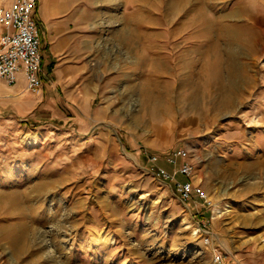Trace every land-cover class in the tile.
<instances>
[{
    "label": "rangeland",
    "instance_id": "obj_1",
    "mask_svg": "<svg viewBox=\"0 0 264 264\" xmlns=\"http://www.w3.org/2000/svg\"><path fill=\"white\" fill-rule=\"evenodd\" d=\"M172 12L169 42L158 37L165 26H154L153 64L136 41L146 26L132 41L126 23H106L92 59L106 73L92 77L97 90L58 91L26 117L0 92V227L29 228L14 243V231L0 228V264H212L213 246L264 264V17L252 20L260 25L252 73L235 86L201 68L200 14ZM181 150L176 160L192 165L203 192L202 201L192 191L196 205L151 171L171 169L168 158ZM16 191L18 212L5 202Z\"/></svg>",
    "mask_w": 264,
    "mask_h": 264
},
{
    "label": "crops",
    "instance_id": "obj_2",
    "mask_svg": "<svg viewBox=\"0 0 264 264\" xmlns=\"http://www.w3.org/2000/svg\"><path fill=\"white\" fill-rule=\"evenodd\" d=\"M171 11L179 13L180 17L187 12L200 14L204 44L201 68L216 69L220 77L231 78L235 86L242 85L241 77L252 73L249 63L252 56L251 33L252 28H260L252 20L258 15L264 17V0H36L32 15L40 37L41 91L38 94L25 91L24 76L20 73L14 84H5L0 80V92L4 93L8 103L14 105V111L19 116L26 117L49 107L58 91L97 90V87L91 89L92 77L106 73L100 71V66L93 65L92 59L98 58V43L106 23H126L125 27L134 28L138 33L140 24L144 25L143 28L146 26L145 33L136 41L139 43L141 40L144 51L141 56L146 54L150 57L148 61H152L156 44L154 26L156 23L161 28L165 26L160 32L163 31V35L158 37L163 45L169 42ZM187 20L181 18L179 24L187 23ZM117 30L114 28V31ZM212 31L216 34H210ZM186 38L181 36L179 41L183 43ZM144 43L150 49H144ZM231 45L238 47L232 49ZM184 55L185 48H180L178 74L186 68ZM162 58L167 66V76L171 66L164 56ZM146 66L150 69L148 63ZM225 80L221 78L222 83ZM225 91L223 89L222 93ZM195 195V198L204 200ZM192 199L190 202L196 205V199L193 196ZM221 253L224 264H253L238 255Z\"/></svg>",
    "mask_w": 264,
    "mask_h": 264
},
{
    "label": "built area",
    "instance_id": "obj_3",
    "mask_svg": "<svg viewBox=\"0 0 264 264\" xmlns=\"http://www.w3.org/2000/svg\"><path fill=\"white\" fill-rule=\"evenodd\" d=\"M36 0H12L7 6L0 8V80L7 84H14L20 73L25 80V90L31 93H39L41 90V52L38 27L32 15ZM183 152L177 151L168 160L171 169L162 165H152L151 171L163 180H172L174 188L181 200L189 203L193 201L192 191L199 197L203 192L192 183V165L188 161L178 162L177 156ZM152 163L157 160V155L149 157ZM181 174L185 178L178 179ZM198 225V230H200ZM204 242H209L207 235ZM212 264H224L221 251L212 247Z\"/></svg>",
    "mask_w": 264,
    "mask_h": 264
},
{
    "label": "bare ground",
    "instance_id": "obj_4",
    "mask_svg": "<svg viewBox=\"0 0 264 264\" xmlns=\"http://www.w3.org/2000/svg\"><path fill=\"white\" fill-rule=\"evenodd\" d=\"M185 24V23H184ZM129 26V25H128ZM131 27H132V25H131ZM133 28V27H132ZM181 28V27H180ZM134 29V28H133ZM133 29H131L130 27L129 28H127V27H125V29H122L121 31L125 34V35H127L128 37H130V39H132V41L134 40V38L135 37H137V36H140L141 35V33L139 32H137L138 30H133ZM176 29V28H175ZM124 37V36H123ZM182 61V60H181ZM150 63H152L153 64V59H152V61L150 60ZM163 68V67H162ZM231 74V73H230ZM233 75V74H232ZM230 76V75H229ZM231 82V81H230ZM231 83H233V81L231 82ZM222 100H224V99H222ZM222 100L220 101V102H222ZM224 102V101H223ZM159 103H161V102H159ZM229 103V102H228ZM227 103V104H228ZM217 106H221V105H217ZM223 106V105H222ZM214 108V107H213ZM39 182V181H38ZM41 182V181H40ZM36 188L38 189V187L36 186ZM35 190V189H34ZM37 191V190H36ZM38 192V191H37ZM0 194H3V193H0ZM18 192L16 191V192H13L12 194H8L7 195V192H6V196H8L7 198H5V202L7 203V204H10L11 205V208H12V211H15V212H18V209H20L19 207H20V204H19V199H17V197H18ZM20 194V193H19ZM29 194V193H28ZM38 194V193H37ZM1 196V195H0ZM17 196V197H16ZM23 198V197H22ZM30 198V197H29ZM24 199V198H23ZM28 199V198H27ZM24 201V200H23ZM22 209V208H21ZM216 212H219V210L217 209L216 210ZM24 222V221H23ZM31 225V224H30ZM33 225V224H32ZM8 228V227H10L11 229H12V231H14L13 233H12V238L10 239V238H8V239H10V241H11V243H14V242H16V239H17V237L18 236H21V237H23V239L26 237V235H27V231H28V227L26 226V224L25 223H18V221H17V223H14V222H10V223H3L2 225H1V229H2V231H3V229H5V228ZM10 228H8V229H10ZM10 229V230H11ZM197 230V229H196ZM6 231H7V229H6ZM34 231V230H33ZM4 233H5V231H3ZM8 232V231H7ZM11 234V233H10ZM36 234V233H35ZM29 235V234H28ZM31 235V234H30ZM11 237V235H8V237ZM29 237V236H28ZM38 237V236H37ZM31 238V237H30ZM101 238L100 237H96V240H100ZM18 240V239H17ZM8 241V240H7ZM13 241V242H12ZM19 241V240H18ZM17 241V242H18ZM20 242V241H19ZM26 242V241H25ZM27 243V242H26ZM20 244V243H19ZM22 244V243H21ZM24 244V243H23ZM12 245V244H11ZM15 245V244H14ZM25 245V244H24ZM16 246V245H15ZM25 247V246H24ZM17 248H18V246H17ZM19 252V251H18Z\"/></svg>",
    "mask_w": 264,
    "mask_h": 264
}]
</instances>
